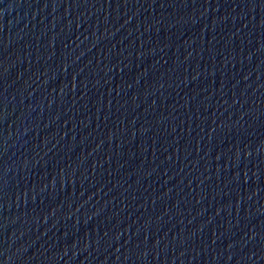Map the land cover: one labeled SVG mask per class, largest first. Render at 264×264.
Returning <instances> with one entry per match:
<instances>
[{
    "label": "water",
    "instance_id": "obj_1",
    "mask_svg": "<svg viewBox=\"0 0 264 264\" xmlns=\"http://www.w3.org/2000/svg\"><path fill=\"white\" fill-rule=\"evenodd\" d=\"M0 264H264V0H0Z\"/></svg>",
    "mask_w": 264,
    "mask_h": 264
}]
</instances>
